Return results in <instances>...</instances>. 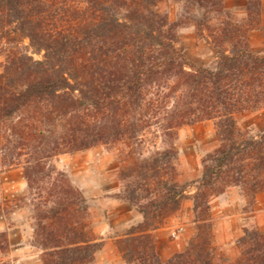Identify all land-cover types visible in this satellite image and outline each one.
<instances>
[{"label": "trees", "instance_id": "trees-1", "mask_svg": "<svg viewBox=\"0 0 264 264\" xmlns=\"http://www.w3.org/2000/svg\"><path fill=\"white\" fill-rule=\"evenodd\" d=\"M166 0H0V35L27 40L41 60L6 50L0 83V168H21L42 264H96L102 248L88 226L82 192L54 160L100 145L138 140L155 129L168 142L121 172L122 197L143 221L116 242L125 264H215L212 196L238 188L253 209L264 192V133L244 137L236 116L264 109V55L248 34L261 4L248 1L242 23L212 30V67L188 61L178 25L156 10ZM221 14L223 0H185ZM212 121L217 149L194 183L196 235L167 260L153 232L186 194L177 182L174 140L184 126ZM238 256L223 264H264V232L244 229ZM8 248L0 233V252ZM0 264H11L0 262Z\"/></svg>", "mask_w": 264, "mask_h": 264}, {"label": "rangeland", "instance_id": "rangeland-1", "mask_svg": "<svg viewBox=\"0 0 264 264\" xmlns=\"http://www.w3.org/2000/svg\"><path fill=\"white\" fill-rule=\"evenodd\" d=\"M257 1L261 4V0H251L254 3ZM223 2L224 10L221 14L212 13L208 8L201 10L185 0H166L156 7L158 12L167 15L171 22L178 25L176 30L178 46L184 51L188 61L197 66L212 67L216 61V52L210 43L212 30L225 21L242 23L246 19L242 11L231 9L225 0ZM252 32H257L259 37L251 36ZM258 33H262L264 37L262 29L253 30L248 34L250 48L254 53L264 55V42L261 41ZM10 46L17 52L34 57L35 60L42 59V56L29 46L27 40L17 38L16 42L9 43L8 38L2 39L0 35V83L6 50ZM236 120L242 135L246 138L257 137L264 133V109L240 114L236 116ZM174 143L178 150L177 182L181 186H186V194L181 200L180 208L162 217L159 228L153 232L158 253L164 261L183 251L197 233V225L194 223L196 215L193 211V195L196 191L194 183L202 176V159L219 146L215 124L212 121H205L184 126L178 131ZM167 146L168 142H165L155 129H149L138 140L127 139L117 144L100 145L89 150L61 155L54 160V164L68 175L71 183L87 200L89 229L103 244L96 254V264H125L116 242L123 238L131 226H136L143 221L142 215L136 208L124 200L117 199V196L122 197L126 186V182L121 178L122 170L133 161L148 159ZM191 148L197 149L196 158ZM182 165L186 166L187 172L184 171V174L181 172L180 179ZM26 196H28V188L21 168H0V233L6 232L8 238V248L4 253L0 252V262L13 264L9 257L10 236L12 242H16L19 240L17 233L19 228L29 232L33 229V211L30 200H24ZM244 210L251 211L247 200ZM138 215L140 221H138ZM191 223L196 228L195 235L189 239L188 233L181 236L183 232L180 228ZM252 228L254 227L248 229ZM10 229L14 231L9 232ZM31 234L26 237V243L32 246L28 253H34L40 257V250L33 246L32 230ZM174 235L181 237L177 240ZM242 235L243 232L235 236L223 251H220L214 240L218 250L215 264H223L238 256L237 241Z\"/></svg>", "mask_w": 264, "mask_h": 264}, {"label": "crops", "instance_id": "crops-1", "mask_svg": "<svg viewBox=\"0 0 264 264\" xmlns=\"http://www.w3.org/2000/svg\"><path fill=\"white\" fill-rule=\"evenodd\" d=\"M225 1L228 3L229 8L240 10L244 13V16H246V5L248 0ZM260 9L261 26L264 27V0H261ZM258 34L260 35L261 41L264 42L262 33ZM255 35L259 37L257 32L251 33V36ZM251 38L253 39V37ZM191 149L194 151V158H196L198 156L197 149ZM184 171H186V166L182 165L180 168V179L182 178V174L185 173ZM210 205L212 207L214 240L216 241V245L219 247L220 251H223L224 247L231 243L235 236H239L246 228L254 227L259 229L261 232H264V192L256 196L252 211L244 210L246 207V199L240 194L238 188L236 187H230L224 193L212 197ZM138 221H140L139 215ZM180 229L183 232L181 236H183L184 233H188V239L193 237L196 233V228L192 223L185 225ZM12 230L13 229H10L9 232ZM31 230L33 232V229H30L29 232L23 228H19L17 231L19 240L16 242H12V237L10 236L11 253L9 257L12 259L13 264H42L39 255L30 252L28 253L32 246L26 243V237L27 235H32ZM174 236L177 240L181 237L177 235ZM233 259H235V257Z\"/></svg>", "mask_w": 264, "mask_h": 264}]
</instances>
